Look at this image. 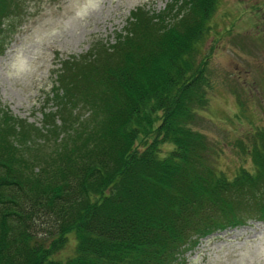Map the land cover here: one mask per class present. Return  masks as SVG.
Here are the masks:
<instances>
[{
  "label": "trees",
  "instance_id": "obj_1",
  "mask_svg": "<svg viewBox=\"0 0 264 264\" xmlns=\"http://www.w3.org/2000/svg\"><path fill=\"white\" fill-rule=\"evenodd\" d=\"M25 2L0 0V49ZM218 5L132 11L115 43L61 61L41 127L0 108V264H181L202 239L264 222V129L232 178L196 129Z\"/></svg>",
  "mask_w": 264,
  "mask_h": 264
},
{
  "label": "rangeland",
  "instance_id": "obj_2",
  "mask_svg": "<svg viewBox=\"0 0 264 264\" xmlns=\"http://www.w3.org/2000/svg\"><path fill=\"white\" fill-rule=\"evenodd\" d=\"M173 1L26 0L15 32L1 38L0 108L41 127L61 61L85 55L97 41L115 43L138 7L157 15ZM208 27L199 49L210 58L212 90L196 129L232 178L240 166H251L239 145L252 146L264 129V0H219ZM69 239L65 257L76 250L74 235ZM181 264H264V222L202 239Z\"/></svg>",
  "mask_w": 264,
  "mask_h": 264
}]
</instances>
